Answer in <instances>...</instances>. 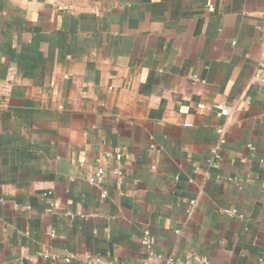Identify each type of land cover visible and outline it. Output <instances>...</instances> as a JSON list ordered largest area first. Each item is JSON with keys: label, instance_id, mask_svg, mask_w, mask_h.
<instances>
[{"label": "crops", "instance_id": "crops-1", "mask_svg": "<svg viewBox=\"0 0 264 264\" xmlns=\"http://www.w3.org/2000/svg\"><path fill=\"white\" fill-rule=\"evenodd\" d=\"M262 59L264 0H0V264H264Z\"/></svg>", "mask_w": 264, "mask_h": 264}, {"label": "built area", "instance_id": "built-area-1", "mask_svg": "<svg viewBox=\"0 0 264 264\" xmlns=\"http://www.w3.org/2000/svg\"><path fill=\"white\" fill-rule=\"evenodd\" d=\"M253 79L256 83L264 85V59L260 60L257 65V68L254 72ZM194 81H198L199 78L197 76H193ZM216 108L218 110V114L221 116H229L231 114V109L225 104L218 103L216 104ZM225 131L224 127L219 128V132L223 134ZM105 155L111 159H114L116 165L112 168L113 175L117 178L119 183L124 181L125 175L124 171L121 167V162L123 159V151L122 148L118 147L114 151H107ZM221 159L219 147H213L211 149V158L209 159L210 164L217 165L218 161ZM106 176V171L102 166H96L87 176V181L91 186H100ZM195 205V200L191 201V207ZM180 233V230L177 231ZM141 243L144 246L146 253L148 255V259L155 262L154 264H210L209 260L206 258H202L199 256H188L183 259H174L167 258L164 260L161 255L157 254L153 249V241L151 237V233L148 229L143 231V235L141 237ZM42 257H48L49 254L47 252H41L39 254ZM69 260V258H67ZM92 264H120L115 261H106L101 258H91Z\"/></svg>", "mask_w": 264, "mask_h": 264}]
</instances>
